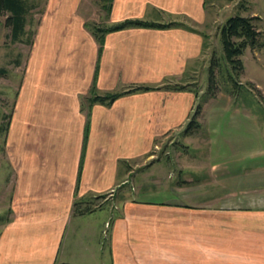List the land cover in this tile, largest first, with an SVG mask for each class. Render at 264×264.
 Listing matches in <instances>:
<instances>
[{
    "label": "crops",
    "instance_id": "1",
    "mask_svg": "<svg viewBox=\"0 0 264 264\" xmlns=\"http://www.w3.org/2000/svg\"><path fill=\"white\" fill-rule=\"evenodd\" d=\"M81 1L47 0L35 33L7 133L13 216L0 229V264H264L255 113L210 100L199 119L204 165L172 162L169 177L162 162L150 166L199 101L193 79L208 75L212 58L210 0H112L105 30L126 20L173 26L102 37ZM99 197L109 201L74 214Z\"/></svg>",
    "mask_w": 264,
    "mask_h": 264
},
{
    "label": "rangeland",
    "instance_id": "2",
    "mask_svg": "<svg viewBox=\"0 0 264 264\" xmlns=\"http://www.w3.org/2000/svg\"><path fill=\"white\" fill-rule=\"evenodd\" d=\"M27 1L31 6V12L27 16L28 22L25 28L27 34L23 36L22 41L13 42L12 29L6 26V16H0V229L13 216L11 192L14 171L10 158V149L7 144V133L11 117L15 112V104L20 93V87L24 82L26 65L35 39V33L47 4V0ZM209 4L211 5V12H214L211 15V30H209L211 57L215 54L216 58L223 63L224 54L220 29L229 17L237 14L261 19L258 22V26L263 33L262 43H264V0H210ZM109 5V0H82L78 12L85 16L89 22L88 24L103 27L108 23ZM242 61L244 73L237 78L239 89L237 88L236 92L233 91L232 83L226 84V70L224 71L225 77H222L220 72L219 84L214 90L215 98L207 96L208 75L205 78H203L201 73L195 75L198 77L193 79L195 83L194 89L199 95L198 102H204L203 108L206 103L213 99L219 102L217 103L218 105L221 103L222 107H226L229 111L235 110L236 115H243V113L247 112L255 113L264 133V48L257 51L247 49L244 56H242ZM223 67L224 69L226 68L225 63H223ZM205 99L206 101H204ZM223 113L220 112V116H223ZM202 117L203 115H200L199 119ZM200 126L202 128L201 123ZM201 130L200 132L198 130L193 137L188 138L182 135V131L169 133L163 137V140L158 143V147L155 149V157L151 161L150 166L152 167L155 166L154 164L162 162V166L158 169H161V174L164 177H169L171 170L169 164L172 162H177V166L181 165L188 169L193 166L204 165L202 162H204L203 158L207 153L204 143L208 145L209 139L206 137L207 133L205 131L201 132ZM198 159L199 161H197ZM205 160H207L206 157ZM147 172L151 173L153 170ZM201 176L200 174L199 178ZM156 199L158 200L160 197ZM108 201V197L99 198L93 205L95 208L100 209V206ZM98 213L110 215L109 210L99 211Z\"/></svg>",
    "mask_w": 264,
    "mask_h": 264
},
{
    "label": "trees",
    "instance_id": "3",
    "mask_svg": "<svg viewBox=\"0 0 264 264\" xmlns=\"http://www.w3.org/2000/svg\"><path fill=\"white\" fill-rule=\"evenodd\" d=\"M108 12L111 9L112 0H109ZM31 12V6L27 0H0V16H6V26L12 29L13 42L22 41L23 36L26 33V25L28 22L27 16ZM261 19L258 17H244L240 14L230 17L220 29L221 44L223 49V63H225V69L223 63L216 58L214 54L210 61V67L208 71V88L207 96L215 98L214 90L218 87L219 76L222 73V77L226 75V84L233 85V91L236 92L238 88L237 78L241 77L244 73V64L242 56H244L247 49L252 51L261 50L264 48L262 43L263 33L260 31L258 22ZM91 29L95 36L100 37L106 31H118L127 28H167L173 25H158L141 20H126L113 28L108 30L103 29L101 26L90 25L87 27ZM102 37V36H101ZM226 70V71H225ZM225 71V75H224ZM221 72V73H220ZM186 87H181L183 89ZM239 89V88H238ZM141 90V89H139ZM148 90V89H146ZM228 92H230L228 90ZM213 93V94H212ZM231 93V92H230ZM198 94V93H197ZM121 94H114L111 96H93L92 102L111 103L119 98ZM199 96V95H198ZM206 101V99L204 100ZM204 103V102H203ZM203 103L198 102L195 111L191 117L189 124L182 132L184 137L194 135L200 129L199 117L203 110ZM104 198V197H99ZM98 198V199H99ZM94 206V205H93ZM97 208L93 207L82 210L81 205H76L74 214L84 215L92 213Z\"/></svg>",
    "mask_w": 264,
    "mask_h": 264
}]
</instances>
